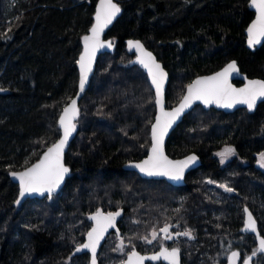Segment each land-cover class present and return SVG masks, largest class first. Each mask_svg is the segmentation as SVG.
Returning <instances> with one entry per match:
<instances>
[{"label": "trees", "instance_id": "16d2710c", "mask_svg": "<svg viewBox=\"0 0 264 264\" xmlns=\"http://www.w3.org/2000/svg\"><path fill=\"white\" fill-rule=\"evenodd\" d=\"M116 1L123 12L107 34L116 51L99 57L80 103L79 132L66 155L71 175L51 199L17 205L10 173L59 139L58 119L77 93L82 37L98 0H0V264H89V254L74 251L99 209L124 210L121 234L107 238L100 264H122L136 248L155 251L161 236L143 238L165 225L191 231L180 240L184 264L225 263L235 250L246 257L256 250L254 264H264L255 237L242 232L249 207L264 236V102L252 114L197 106L185 117L167 152L174 158L195 152L202 165L182 187L124 168L147 156L156 115L152 85L130 65L125 41H143L168 70V107L197 76L232 60L248 77L264 79V44L247 47L255 17L250 0ZM226 147L235 153L221 158Z\"/></svg>", "mask_w": 264, "mask_h": 264}, {"label": "snow or ice", "instance_id": "6c2138e0", "mask_svg": "<svg viewBox=\"0 0 264 264\" xmlns=\"http://www.w3.org/2000/svg\"><path fill=\"white\" fill-rule=\"evenodd\" d=\"M251 6L256 10L257 17L255 22L248 29V43L253 46L261 42L264 38V0H251ZM121 11L117 2L114 0H99V4L95 13V23L91 27V35H85L84 53L80 56L78 61L80 65V79L79 90L83 92L85 83L88 76L92 71V64L95 59L96 51L104 47V42L100 39L104 29L112 23L116 15ZM111 47V41L107 43ZM130 48H135L139 53V63L148 69L151 76L152 84L156 89V103L160 107V115L156 118L155 123L151 128V155L139 164L132 165L138 168L142 173L147 176H166L172 180H181L184 175L185 169L189 164L194 163L197 159L196 156H189L182 161L169 160L163 152V140L167 135L169 128L175 123L179 116L186 108L191 107L194 101H201L205 105L216 104L219 107L232 108L237 104L247 105L249 110H253L256 102L260 98H264V81L250 80L248 84L240 89L232 87L229 83V76L233 72L238 73V68L235 62L228 64V66L221 72L214 76L201 78L195 80L187 87V95L183 96L178 107L172 111L164 110L163 100V85L167 79V73L163 70L159 63L156 62L155 57L150 52H147L139 41H129ZM79 116V108L75 99L71 100V104L65 107L62 115L59 118V125L63 130L62 138L58 142L53 143L47 149L43 158L38 162L28 167L25 171L19 173H11V175L19 181L20 192L19 196L23 198L26 194L39 193L43 195L48 193L49 196L56 189L59 188L64 181L65 175L69 172V168L64 164V150L68 144L69 137L76 131V123ZM235 153L231 147H226L223 151L217 153L221 158H225ZM261 167H264V153L260 154ZM213 183V181H208ZM225 191L232 192L233 189L228 185H220ZM17 204L20 200L15 201ZM247 213L246 227L244 231H250L259 236L257 230V222L253 214L244 209ZM121 213L120 211L108 212L107 214L97 211L90 219L96 222V226L87 233L88 242L78 245L75 249L76 252L85 249L91 252V264H96V250L99 242L103 239L105 233L110 227H115V219ZM170 225H165L160 229L164 234V239H172L173 234L170 232ZM175 235H184L191 238V231H184L183 233H176ZM158 233L156 230L151 232L152 239L144 237L147 243H152L156 240ZM123 246V241H121ZM261 254H264V238L259 239V249ZM257 254L253 250L252 255ZM240 257V253L233 251L231 254L232 264H236V260ZM163 258L168 261V264H180L179 262V249L163 248L158 254L150 257H144L133 251L128 256L125 264H143L145 259L160 260ZM251 257H248L245 264H250Z\"/></svg>", "mask_w": 264, "mask_h": 264}, {"label": "water", "instance_id": "95a60500", "mask_svg": "<svg viewBox=\"0 0 264 264\" xmlns=\"http://www.w3.org/2000/svg\"><path fill=\"white\" fill-rule=\"evenodd\" d=\"M114 2H117L116 0H114ZM118 3V2H117ZM98 4H99V0L96 4V10H97V7H98ZM121 11L116 15V17L113 19L112 23L109 24L103 31L100 39L104 42L105 46L104 47H101L99 48L97 51H96V54H95V59H94V62L92 64V71L91 73L89 74L88 76V80L87 82L85 83V86H84V90L83 92H81L79 90V81H78V89H77V93L75 94V96L72 98V99H75L76 100V103H77V107L79 108V116L77 118L76 121H74V123H76L77 127H76V131L69 137V140H68V144L67 146L65 147V150H64V164L66 167L69 168V172L65 175V178H64V181L61 183V185L59 186L58 189H56L55 192H53L51 194V196H49L48 193H44L43 195L39 194V193H32V194H26L23 198H21L19 195H18V199L20 200V203L17 204V205H22L24 204L28 199H45V198H52L54 195H57L60 193V191L63 189V187L65 186V183L67 181V179L69 178V176L71 175V172H72V169L71 167L66 163V155L73 143V141L75 140L76 136L78 135V132H79V126H78V120L80 119V116H81V110H80V103L82 101V99L84 98V96L86 95L90 85H91V82H92V78L96 72V69H97V63H98V59L99 57L102 55V54H106V53H110V54H113L115 53L116 51V41H114L112 38H108L107 37V34L109 32V30L113 27L114 23L118 20V18L122 15V12H123V9L122 7L120 6V4L118 3ZM250 9L252 12H254L255 14V17L254 19L251 21V23L249 24L248 28L246 29V37H247V47L248 49H250L251 51L255 50L256 48H259L261 47L263 44H264V38L261 39V42L258 43V44H255L253 46H249V43H248V39H249V36H248V29L249 27L255 22L256 20V17H257V12L256 10L251 6V0H250ZM96 10H95V13H96ZM95 13H94V16H93V24L95 23ZM92 24V26H93ZM91 26V27H92ZM91 29V28H90ZM85 35H91V31L89 30V32ZM84 35V36H85ZM83 36V37H84ZM83 37H82V51H81V54L80 56L84 53V41H83ZM111 41V47H108L107 46V43ZM129 41H139L144 49L147 51V52H150L152 54L153 57H155L156 59V62L160 64V66L163 68V70L167 73V79L163 85V100H164V110L165 111H172L173 109H175L176 107L179 106L181 100L176 104L174 105L173 107H168L167 106V90H168V86H169V82H170V75H169V72L168 70L165 68L164 64L158 59V57L156 56V54L151 50L149 49L145 43L143 41H141L140 39H134V38H130V39H127L125 41V44H126V51L129 55H132L133 56V59L130 61V65L132 66H139L148 76L149 78V81L152 85V88L154 90V93H155V98H156V89H155V86L152 84V81H151V76L149 74V71L147 68H145L142 64H140L138 61H139V57H140V53L135 49V48H130L129 46ZM80 56H79V59H80ZM79 61V60H78ZM232 62H235L237 68H238V73L237 72H233L230 74L229 76V83L232 85V87L236 88V89H240V88H243L245 87L248 82L250 80H259V81H264V79L262 78H259V77H254V78H251V77H248L246 74L242 73L241 70H240V67L237 63L236 60H232L230 62H228L227 64H225L222 68H220L219 70L213 72V73H210V74H204V75H200V76H197L191 83H193L195 80L197 79H201V78H206V77H210V76H214L216 75L217 73L223 71L227 66L228 64L232 63ZM77 67H78V71H79V79H80V65L79 63L77 64ZM236 82H241L240 85L236 84ZM190 83V84H191ZM188 87V86H187ZM187 87H186V90H185V93L183 96L187 95ZM183 98V97H182ZM71 99V100H72ZM71 100L70 102L65 106V107H68L70 106L71 104ZM264 102V98H260L257 100L256 102V106L253 110H249L247 108V105H244V104H237L235 105L234 107L232 108H224V107H219L217 106L216 104H211V105H205L203 102L197 100V101H194L191 105V107L189 108H186L184 110V112L179 116V118L175 121V123H173V125L171 126V128H169L168 130V133L167 135L164 137V140H163V152H164V155L168 157L169 160H172V161H182V160H185L187 159V157L189 156H196L197 159L194 163H191L189 164V166L185 169L184 171V175H183V178L179 181L177 180H172V179H169L168 177L166 176H147L146 174L142 173L138 168L136 167H133L132 165H135V164H139L141 163L142 161L146 160L150 155H151V146L149 148V151H148V154L147 156H145L143 159L139 160V161H131V162H128L124 168L125 170H128V171H134V172H137L139 175H141L143 178L145 179H155V180H165L167 182H169L170 184H172L173 186H176V187H182L186 184V178H187V175L191 172V171H194L196 169H199L202 165V160H201V157L197 154V153H190L188 155H185L183 157H179V158H174L172 156H170L167 152V142H168V139L169 137L171 136V134L177 129V127L183 122V120L185 119V117L191 113L197 106H202L204 109L206 110H209V109H216L218 111H223L227 114H231V113H235L237 110H240V109H247L249 113H254L257 111L258 107ZM64 107V108H65ZM63 108V109H64ZM63 111V110H62ZM62 115V112L60 114V116ZM160 115V107L159 105L156 103V115H155V119L152 123V125L155 123L156 121V118ZM59 116V118H60ZM152 125H151V128H152ZM58 126H59V129H60V138H62V135H63V130L62 128L60 127L59 125V119H58ZM58 139V140H59ZM58 140L56 142H58ZM55 142V143H56ZM151 145H152V138H151ZM51 147V146H49ZM48 147V148H49ZM47 148V149H48ZM47 149L45 151H43V153L40 155L39 159H37L34 163H32L31 165H29L28 167H31L32 165H34L35 163H38L42 158H43V155L45 154V152L47 151ZM28 167L22 169V170H16V171H12L11 173L15 172V173H19V172H22V171H25ZM10 173V178L11 180L18 185L19 187V192H20V185H19V181L14 178ZM248 209V211H250L252 214H253V217L254 219L256 220L257 222V230H258V233H259V236H257L256 234L250 232V231H244L243 229H245L246 227V220H247V213L244 211V221H243V227H242V232L246 235H250V236H253L255 237L256 239V242H257V247L259 249V239L260 238H264L263 234L261 233V230H260V224L257 220V218L255 217L253 211L249 208V207H245ZM98 211H101L105 214H107L108 212H105L103 209H99ZM117 211H120V215L116 217L115 219V227H110L107 232L105 233L103 239L100 240L99 242V246L97 247V250H96V264H100L99 262V259H98V256L102 250V247L103 245L105 244L108 236L114 231L116 232V234L118 236H120L121 232H120V229H119V222L121 221L122 217L124 216V210L123 209H119ZM97 212V211H96ZM92 213L91 215H89V220L90 222L92 223V226L90 228V230L88 231V233L96 226V222L92 219H90L91 216L95 215V213ZM112 212H116V211H112ZM176 226L173 225V228H175ZM88 242V236L86 235V239H85V243ZM162 249H160L159 251L155 252V253H150V254H142L141 252H139L138 250H134L135 252H137L139 255L141 256H144V257H150L152 255H155V254H158L160 251H162ZM236 252H239L237 250H235ZM133 252V251H132ZM85 253H88L90 254L91 256V252L87 249L83 250V251H80V252H76L74 251V255L78 256V255H81V254H85ZM240 253V252H239ZM260 253V252H259ZM131 254V252L128 254V256ZM231 254L232 252L229 254V257L227 259V261L225 263H218V264H232V259H231ZM128 256L126 257V259L124 260V262L122 264H125V261L127 260ZM251 257V261H250V264H254V260H255V256L251 255L249 256ZM248 257H243L242 254L240 253V257L236 260V264H245V261L247 260ZM152 263V264H158L160 262H163L164 264H168V261L164 260L163 258H161L160 260H149V259H145L143 264H147V263ZM179 262L180 264H182V259H181V252L179 250ZM90 264H91V261H90Z\"/></svg>", "mask_w": 264, "mask_h": 264}, {"label": "flooded vegetation", "instance_id": "af4514ba", "mask_svg": "<svg viewBox=\"0 0 264 264\" xmlns=\"http://www.w3.org/2000/svg\"><path fill=\"white\" fill-rule=\"evenodd\" d=\"M170 232L173 234V238L172 239H164L163 238V236H164V234L163 233H161L160 231H159V233H158V235L159 236H161V239H162V241H161V244H160V246H159V248L158 249H156L155 251H148V252H142V251H140L139 249H133L132 251H134V250H138L139 252H141L142 254H150V253H155V252H157V251H159L160 249H162V248H168L169 250H171L172 248H178L179 250H180V252H181V259H182V249H181V247H180V240H181V238H184V237H186V236H184V235H175L176 233H183L181 230H178V229H176V227L175 228H173V226L172 227H170ZM112 233H116V232H112ZM111 233V234H112ZM110 234V235H111ZM109 235V236H110ZM108 236V237H109ZM189 239V238H188ZM84 244V243H83ZM131 251V252H132ZM241 253V252H240ZM85 254H88V253H85ZM129 254V253H128ZM128 254H127V256H128ZM89 256H90V254H89ZM126 256V257H127ZM243 256V255H242ZM243 257H246V256H243ZM126 259V258H125ZM90 261H91V256H90ZM124 262V261H123ZM122 262V263H123ZM90 264V263H89ZM147 264H152V263H147ZM158 264H164L163 262H160V263H158ZM182 264H184L183 263V259H182Z\"/></svg>", "mask_w": 264, "mask_h": 264}]
</instances>
